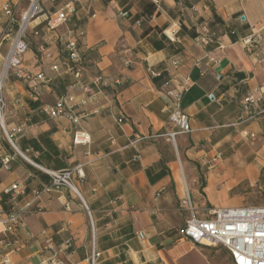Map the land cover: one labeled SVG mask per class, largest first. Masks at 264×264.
Instances as JSON below:
<instances>
[{
  "label": "crops",
  "instance_id": "obj_1",
  "mask_svg": "<svg viewBox=\"0 0 264 264\" xmlns=\"http://www.w3.org/2000/svg\"><path fill=\"white\" fill-rule=\"evenodd\" d=\"M8 2L18 16L29 5V0H0V15ZM41 2L45 14L30 23L31 46L22 65L44 72L47 80L37 95L24 79L11 75L5 81L6 122L9 129L23 126L14 142L24 155L0 128V154L14 157L11 170L0 172V185L23 183L26 192L18 204L24 205L35 187L49 182L44 168L81 165L85 177L75 183L92 221L69 189L45 194L33 204L25 227L7 237L20 246L15 251L0 246V264L7 253V264H43L53 257L66 264H92L95 253V264H234L227 249L199 246L183 236L189 212L182 199L186 189L192 198L188 176L198 184V201H192L200 210L253 205L245 192L235 193L237 201L230 203L231 193L264 188V60L241 43L253 32L264 38V0ZM70 2L75 5L71 19L49 30L46 18ZM6 21L3 15L0 40ZM171 25L179 27L175 41L165 33ZM200 35L209 43H202ZM73 37L85 54L80 79L89 85L87 92L74 87L78 79L63 66L53 69ZM8 47V41L0 46V68ZM210 57L219 61L212 63ZM99 75L120 77L122 84L104 90L95 82ZM167 81L186 87L182 106L192 126L190 133L176 137L178 156L168 141V133L178 128L164 92ZM73 91L96 98L80 109L88 115L78 124L51 119L42 111L43 105ZM251 93L263 99L248 118L242 101ZM76 130L88 132L91 142L75 144ZM138 136L144 138L133 143ZM218 151L221 160L205 168L201 184L192 164ZM11 205L9 195L0 191V207Z\"/></svg>",
  "mask_w": 264,
  "mask_h": 264
},
{
  "label": "built area",
  "instance_id": "obj_2",
  "mask_svg": "<svg viewBox=\"0 0 264 264\" xmlns=\"http://www.w3.org/2000/svg\"><path fill=\"white\" fill-rule=\"evenodd\" d=\"M74 11L75 5L72 2L65 4L54 14L46 18L47 28L49 30H55L62 24L67 23L71 19ZM44 14L45 7L41 0H29L27 9L19 16L15 7L9 2L3 7V15L7 17V21L0 40V46L3 42L8 41L9 47L0 68V128L15 150L21 155L24 154L18 150L14 142V137L22 133L24 128L23 126H14L12 129L8 128L6 122L7 100L4 92L5 80L11 75L18 79H24L34 95H37L39 85L47 80V75L44 72L33 73L24 69L22 65L23 55L31 46L29 34L30 23ZM127 14V12L122 13L124 16ZM3 15H0V25L2 24ZM178 31V26L171 25L165 30V33L171 41H175ZM34 33L39 34V31L36 30ZM199 40L204 44L209 43V38L205 35H200ZM241 43L247 51L258 57L260 61L264 60V38L260 32H253L244 37ZM65 52L66 55L60 60V63L53 65V69L60 70V67L63 66L65 72L73 74L78 79L74 85L75 88H81L86 92L89 91V85L84 84L80 79L84 70L85 54L79 39L76 37L69 39L65 44ZM209 60L212 63L219 61L215 57H210ZM130 63V59L126 60L127 65ZM95 82L99 83L106 90L109 87H118L121 85L122 79L118 77L110 80L99 75L95 79ZM170 83V81L166 82L164 92L170 99V107L172 110L171 121L178 129L169 132L168 138L176 140L178 134L190 133L192 126L190 117L185 113L182 106L186 87L181 89L171 86ZM95 99V95L80 96L73 91L61 95L52 104L43 105L42 111L51 119L66 118L71 124L76 125L82 118L88 115L85 112H81L80 109L94 102ZM262 99V96H257L254 93L249 94L243 99L242 106L248 112V118L254 117L251 110L252 106L257 105ZM261 113H264V108L261 110ZM143 138L138 136L133 143ZM73 142L75 144H89L91 142V135L86 131L76 130L74 132ZM222 156L223 153L220 151L210 157L204 156L200 159V164L206 167H213L221 160ZM13 159V155L0 154V172L10 171ZM44 170L50 175L49 182L41 187H35L32 190V199L24 205L18 204L20 197L26 192V187L23 183L14 182L3 188L0 185V191L8 194L12 202L11 207L8 209L0 207V227L3 233V237L0 239V246L9 248V251H15L21 242L19 240L11 241L7 237L10 234H15L20 228L25 227V218L35 202L43 195L51 194L56 190L67 188L76 195L81 200L92 221L91 211L75 183L76 178L82 179L85 177L82 166L63 170H49L45 168ZM63 197V195H60L59 200ZM61 201L67 210H71L69 201L64 198ZM182 205L189 212V217L183 228V236L185 238L199 246L223 247L227 249L234 264H264V205L205 207L200 210L192 201L188 189H186V195L182 199ZM141 235L144 236L142 233ZM98 256L99 253H95L92 264H95ZM9 262V253H7L3 258V264ZM43 264L66 263L53 257Z\"/></svg>",
  "mask_w": 264,
  "mask_h": 264
},
{
  "label": "rangeland",
  "instance_id": "obj_3",
  "mask_svg": "<svg viewBox=\"0 0 264 264\" xmlns=\"http://www.w3.org/2000/svg\"><path fill=\"white\" fill-rule=\"evenodd\" d=\"M168 141L174 147V154L176 156H178V150L176 148L177 147V138H176V140L168 138ZM17 153L19 154V152H17ZM192 166H193V168H195V171L201 175L200 183L203 184L204 183L203 172L205 171V168H207V167L201 165L198 162H195L194 164H192ZM179 168H180V170H182L180 164H179ZM188 179L190 182V189H191V193H192V198L194 201H198V193L195 190V187H197L198 184L193 183L192 179L189 176H188ZM239 192H241V193L245 192V194L247 195V199H248L247 202L248 203L249 202L253 203V205H261L262 203H264V188L263 189H249L247 191H244V190L239 191V189H236L231 193L230 203H235L237 201L238 196H236L235 193H239ZM0 229H2V228L0 227Z\"/></svg>",
  "mask_w": 264,
  "mask_h": 264
},
{
  "label": "trees",
  "instance_id": "obj_4",
  "mask_svg": "<svg viewBox=\"0 0 264 264\" xmlns=\"http://www.w3.org/2000/svg\"><path fill=\"white\" fill-rule=\"evenodd\" d=\"M84 57H85V55H84ZM84 66H85V63H84Z\"/></svg>",
  "mask_w": 264,
  "mask_h": 264
}]
</instances>
